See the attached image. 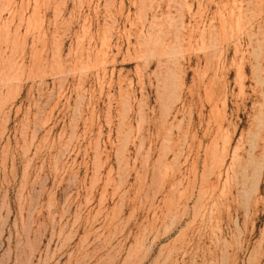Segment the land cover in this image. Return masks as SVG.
<instances>
[{"label": "rangeland", "instance_id": "1", "mask_svg": "<svg viewBox=\"0 0 264 264\" xmlns=\"http://www.w3.org/2000/svg\"><path fill=\"white\" fill-rule=\"evenodd\" d=\"M0 264H264V0H0Z\"/></svg>", "mask_w": 264, "mask_h": 264}]
</instances>
